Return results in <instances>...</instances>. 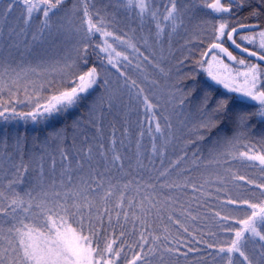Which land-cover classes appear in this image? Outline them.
<instances>
[{"label": "snow or ice", "instance_id": "obj_1", "mask_svg": "<svg viewBox=\"0 0 264 264\" xmlns=\"http://www.w3.org/2000/svg\"><path fill=\"white\" fill-rule=\"evenodd\" d=\"M64 3L65 0H0V41L4 42L0 47L19 48V43H11L13 37L24 36L25 41H27L28 30L33 21L37 19L36 32L32 33L33 41L43 37L45 31L51 33L54 27L58 36L65 34L66 31H71V29H64L62 24L54 25L52 20L61 11ZM170 4L171 7L166 9L167 14L164 16V20L171 21L172 30L175 31L176 27L183 23L182 17L185 9L178 7L177 0H170ZM17 5L22 6L20 16L16 21L17 25H23L19 30L17 27L9 26V19ZM245 5L251 8V17L264 16V0H254V2L252 0H239L237 6L244 7ZM206 6L217 12L231 11V5L225 6L221 0H214L213 3ZM107 7L114 9L113 15L121 8L128 11L138 9L136 15L141 19V22L146 15H151L153 19L156 18V12L150 10V0H109L105 11ZM34 13H42L43 18L34 17ZM83 16L84 23L87 25L86 35L98 32L104 37L113 36L112 32L106 31L102 27L104 17L100 16L99 11L96 13L99 19L94 22L93 16L89 14L87 0H84ZM156 28V38L161 40L163 29L159 23H157ZM227 28L226 23L219 25L217 41L226 36L237 49L264 62V29L255 35L239 36L241 41H246L257 49L249 51L247 47L242 48L241 44L233 38L238 29L232 27L230 31H226ZM240 28L255 30L259 28V25L241 24ZM76 31L78 32L80 29H76ZM257 37L259 38L258 44ZM115 39L119 40L120 37L116 36ZM145 43H147L146 39ZM104 45L101 51L109 53L108 62L116 67L112 60V52L115 50L112 49L107 39L104 40ZM128 46L139 51L135 44L129 42ZM213 49H218L219 53L225 54L229 60L236 61L241 65L245 64L244 59L237 60V57L233 56L232 52L223 47L220 42L212 43L209 52H212ZM219 53L212 52V59L216 60ZM120 55V53H116V56ZM203 55H208V52L203 53ZM123 59L127 60L128 57L124 56ZM143 59L147 61L149 57L144 56ZM203 63L204 61H197V64L201 66ZM155 66L159 67V65ZM64 67L72 68L73 65L66 64ZM225 67L227 66L225 65ZM0 68H3L5 73L10 70V67L5 66L3 61H0ZM159 70L161 73L164 72L163 68ZM11 71L15 70L12 69ZM98 75L97 69L92 67L82 74H73L74 78L70 80L67 86L55 89L51 95L43 97L39 93H36L35 97L26 95L28 101L31 102L34 99L32 110L26 113H18L15 107L9 109L5 102H0V109H2L0 110V118L8 121L18 116L25 120L30 118L35 122L42 117L46 119L53 115L66 113L69 109L80 106L86 100L87 97L82 94L89 93V90L97 84ZM208 75L217 84H223L229 91L242 93L244 97L257 101L259 107L252 113L233 111L229 108L228 99H214L211 92L204 91L195 99L194 107L198 115V123L195 125L197 131L204 130L210 134L213 129H219L226 122H231L236 129L231 138H226V143L231 144L245 134L244 130L248 128L253 117H257L261 123H264V85L261 83L264 69L259 64L247 65V71L243 73L245 86L242 87H231L229 83L212 72H209ZM19 78L20 74L16 73V78L12 81L13 84H17ZM104 83L107 84L108 82L104 81ZM151 83L157 85L158 82L153 80ZM131 85L138 88L137 96L143 97V104L146 110L151 113L147 131L152 138V152L163 157L172 136V123L169 117L164 116L165 124L162 126L157 116V110L163 107L161 102L159 100L156 103L151 102L149 96L143 95L144 88L139 87L135 80L131 81ZM4 87V82L0 81V92L4 90ZM43 88L44 85L42 84L41 89ZM196 92L197 89H190L187 95H182L179 104L183 106L186 101L195 98ZM119 103L121 101L116 95H109L107 98L104 95L96 97L87 106V120L77 119L71 125V150L63 146L68 140L67 128L50 132L43 143L38 146L40 155L37 167L33 169L35 175L29 173L28 164L23 162L26 136L16 133L14 137L13 147L15 152L19 154V163L13 161L12 153L0 152V156L3 157V160H0V264H117L123 247H114L117 242L114 231L117 226L123 229L121 217L124 223H127L131 212L134 229L135 221L139 220L142 226L146 225L145 218L151 214V211L153 209L159 211L157 205L161 202L154 200L149 194H145L139 201L136 200L135 196L126 199V193L133 189V181L129 180L123 184L118 180L114 182L117 173L131 174L125 172V157L116 150V140L110 139V147L103 142L102 125L105 115L106 113L110 114ZM168 103H170V97L164 101L165 105ZM9 111H11V116L6 115ZM153 123L154 128L152 127ZM85 126L94 129V135L89 136ZM166 129L168 130L167 134ZM153 133L159 134L161 140L159 145L156 143L157 138ZM139 135L143 137L144 131L142 130ZM198 138L203 140L205 137L200 135ZM50 142L56 143V150L59 153L60 169L58 175L56 156L48 151ZM120 143L123 144V141ZM0 145L7 148V133L4 138L0 139ZM34 147L37 146L34 145ZM139 148L140 142L138 140L136 164L142 168L143 163L140 159ZM32 155L35 157V152ZM230 155H233L234 159L258 161L261 171H264V153L253 152L249 148L248 151L240 152L238 155L231 153ZM45 156L51 160V166L47 172H45L43 163ZM193 156L192 162L196 164L199 157L195 153ZM182 160H184L183 156L172 161L169 169L179 165ZM131 167V162H129L128 168ZM169 169L162 171L160 177L168 176ZM185 171L190 170L185 169ZM232 178L247 184H254L256 188L261 190L260 195L264 196V184H255L254 181L247 180L245 176L235 173L232 174ZM188 184L187 179L183 183L165 181L159 184V188H187ZM21 185H27V187L21 189ZM191 186L194 191L197 190L195 184ZM147 187L155 190L157 185L153 183ZM133 190L137 195L140 194L142 189L139 182L135 184ZM165 200H171V197H165ZM125 203L127 207H125ZM226 203L238 206L247 205V208L252 211L246 219L237 221L243 227L235 230L234 237L217 248L216 255L224 264H264V201L252 203L247 199H229ZM136 209H139V214H137ZM215 215L224 221L230 219L227 215L221 216L219 212ZM171 218L169 216V219ZM71 220L75 221V227L70 222ZM109 230H112L113 233L111 237L108 234ZM226 230L233 231L230 227ZM124 235V231L121 230L120 237ZM101 240H103V246H101ZM160 240L159 236H153L152 244L145 252L144 245L148 244V240L141 232L140 252L127 261V264H153V260H158L159 264H170L166 257L174 256L178 249L168 247L167 244H161L159 243ZM164 240H167L166 236ZM207 247L211 249L216 246L207 244ZM193 250L189 248L188 252ZM197 251L199 250L197 249ZM188 252L182 253V255L187 257Z\"/></svg>", "mask_w": 264, "mask_h": 264}, {"label": "rangeland", "instance_id": "obj_2", "mask_svg": "<svg viewBox=\"0 0 264 264\" xmlns=\"http://www.w3.org/2000/svg\"><path fill=\"white\" fill-rule=\"evenodd\" d=\"M82 1L84 2V0ZM92 1L98 0H87V3ZM213 1L214 0H177L178 7L184 8L185 11L182 17L183 23L179 24L176 30L173 31L171 21L164 20V16L167 14L166 9L171 7L170 0H150V10L156 12V18L153 19L151 15H146L143 22H141V19L136 15L138 9L128 11L121 8L113 15L114 9L112 7H107L105 11L106 5L109 4V0H103V2H100L102 6H99L100 8L97 9V11H99L100 16L104 17V24L102 27H104L106 31L113 33L111 37H104L98 32L86 35L87 25L84 23L83 14H81V17L76 21L72 19V16H77L75 14L78 13L76 7L77 2H72V12L68 11L58 24L54 22V25L62 24L64 29H71V31H66L65 34L58 36L54 27L51 33L45 31L43 37L33 41L32 33L36 32L38 25V19L34 20L31 26L32 29L30 28L28 30L27 41H25L24 36H14L12 39L13 43H19V47H23L20 52L14 53V55H18L19 64L16 63L17 65H12L8 62L5 66L10 67V72L13 74L11 77L12 81L16 78V73L20 74L18 82L20 86L22 85V89L25 90L37 87L31 94V96L35 97L36 93L42 96L41 92H43L48 85L59 84L62 85V87L67 86L69 84L65 82L67 80H59L58 76L65 70H70V68L64 67L66 64L74 65L79 57H83L79 61L84 67L80 69V72H75V74H82L92 67L97 69L99 74L98 82L89 90V93L97 90V94L100 95L102 90L106 98L109 95H116L119 97L121 103L114 109L120 110L122 117L126 119V121H131L130 124H132V121L134 122V127L132 128L134 131L133 134L131 133L130 138L136 139L135 137H137L140 142L139 151L141 153L140 159L143 163L142 168H149V170L151 168V170H153L152 168H155L153 167L154 165L156 168L161 166V160L164 162L167 153H169L170 149L174 148L171 146L173 138L178 137L181 133L188 136H196L197 138L200 135H204V133L195 129V125L198 123V115L195 112L194 105L195 99L202 95L204 91L216 90L208 82V73L212 72L214 75H217L226 83H229L231 87H242L245 86V76L243 73L247 71V65L254 64L253 62L245 61L244 65L237 62L232 65L227 63L220 54L216 60H213L212 52L206 57L203 56L204 51L210 43L224 41L225 36L221 37L219 41L216 40L219 25L221 23H226L228 25L226 31H229L231 25L236 22V20L230 22L226 16L222 15L218 16V18L213 17L210 11L213 13H217V11L206 6L209 3H213ZM16 8L20 9L21 6L17 5ZM20 10H22V8ZM93 11L97 13L95 9H93ZM15 13L16 17L13 22L10 23L13 24L12 27H17V30H19L23 25H17L16 21L21 12L15 11ZM98 19L99 17H95L94 22H97ZM10 20L11 18L9 21ZM157 23H159L160 27L163 29V38L161 40H157L156 38ZM76 29H80V31L77 32ZM256 33L257 32L253 31L242 33L237 35L236 39L240 40L239 36L241 35H255ZM116 36H119L120 39H115ZM210 38L211 40L207 41ZM105 39H107L108 43L112 46V49L115 50L112 52V60L116 67H113L112 64L108 62L109 53L101 51V48L105 46ZM145 39L147 43H145ZM198 39H200V43L204 42L201 43V45L204 46L200 51L193 50L198 52V54L191 58L193 45L195 49V43ZM129 42L135 44L136 49L139 51L129 47ZM241 42L247 43L246 41ZM3 43V41H0V45ZM258 43L259 38L257 37V44ZM85 46H87L86 50ZM251 46L254 47L253 45ZM88 48L91 49L89 52H87ZM32 52L36 53L26 58L27 55ZM116 53H120L121 55L116 56ZM58 56H60V60ZM124 56H127L128 59L124 60ZM144 56H148L149 59L147 61L144 60ZM183 57H187L186 59L190 62V65L191 61L193 62V64L189 66V70L191 73L194 72V74L196 73L199 76V80L203 86H188L181 84L183 75L189 73L188 68H182L184 64L182 61ZM5 58H8V54L3 47H0V60L5 63ZM23 59L35 60V63L33 64ZM85 60H87V63H85ZM197 61H204V63L201 66L197 64ZM137 65H139V67H137ZM155 65H159V67ZM225 65L227 67H225ZM160 68L164 69L163 73L160 72ZM261 68L264 69V67ZM12 69L15 71H11ZM32 69H35V71H32ZM3 72V68H0V74ZM121 73H124V75H121ZM72 78H74L73 75L68 80L70 81ZM0 80H2V78ZM132 80H135L139 87L144 88L145 91L143 95L149 96L151 102L156 103L159 100L163 105L161 109L157 110V116L161 125L163 126L165 124L163 119L164 116L169 117L172 123V136L163 157L159 154H153L152 152V138L147 131L151 113L146 110L143 104V97L137 96L138 88L131 85ZM153 80L158 82L157 85H152L151 81ZM104 81L108 83L105 84ZM261 83L264 85V76L261 78ZM42 84L44 85L43 89H41ZM192 88L197 89L196 97L191 98L189 101H186L185 105L181 106L179 101L182 95H187ZM5 89L6 86L4 87V90ZM82 95L86 96L88 93ZM225 96L230 100L229 102L232 104L230 105L234 111L239 110L252 113L259 107V105L240 102L235 95H232V98H230L231 96L228 97V95ZM169 97L170 103L165 105L164 101L168 100ZM24 99L25 101L27 100L26 98H22V102H24ZM31 102L34 103V99ZM8 115L10 116L11 113ZM15 120L17 119H10L8 121ZM182 121L183 123H181ZM228 124H230V132H223L213 137L211 152L218 154L214 158H233V155H230V153L238 155L240 152H243L241 151L243 144L264 146V123H261L257 117L251 119L248 128L244 130L245 134L231 144L226 143V138H231L236 129L233 123L228 122ZM152 127L154 128V123ZM142 130L144 131L143 137L139 135ZM167 131L166 129V134ZM153 134L156 136V143L159 145L161 143L159 134ZM132 147L134 152L137 153V142H135ZM251 149L253 152L259 153L263 151L261 149ZM38 162V157H33L28 160L30 174L35 175L33 169L36 168L37 165L35 164ZM241 162L253 163L261 168L258 161L241 160ZM47 163L51 166L50 159L46 164ZM131 165L134 169L139 168L135 160H132ZM47 166H44L45 172L49 170ZM240 166L241 165H238L237 167ZM5 167H7L6 164ZM59 169L57 170V175L59 174ZM26 187L27 185L20 186L21 189Z\"/></svg>", "mask_w": 264, "mask_h": 264}, {"label": "trees", "instance_id": "obj_3", "mask_svg": "<svg viewBox=\"0 0 264 264\" xmlns=\"http://www.w3.org/2000/svg\"><path fill=\"white\" fill-rule=\"evenodd\" d=\"M101 1L103 2V0H98L87 3L89 14L93 16V19L97 17L93 9L97 11V9L100 8L99 6H102L100 3ZM72 2H77L76 7L78 10V13L75 14L77 16H72V19L76 21L81 17V14H83L84 2L82 0H65L61 11L57 16L52 18L53 23L57 22L58 24L61 18L64 17L68 11L72 12ZM16 7L17 6H15L10 17V27L13 26L10 22H13L16 17L15 11L21 12L20 9L22 6L20 9ZM34 15V17H38L39 19L43 18L42 13H35ZM210 40L211 38L207 41ZM11 43L13 42L11 41ZM201 43L200 39H198L195 43V49L193 45L192 51H197V46H202ZM3 49H5L8 54V58L4 59L5 64L7 65L9 62L12 65H17L16 63H18L19 58L18 55H14V53L20 52L23 47H3ZM89 50L91 49L88 48L87 52H89ZM195 51L192 52L191 58L198 54V52ZM34 53L36 52L30 53L26 58H29ZM58 58L60 60V56H58ZM186 58L187 57L182 58L184 63H182V68H188L189 70V66H191L193 62L191 61L190 65V62ZM80 59L81 57H79L70 70H65L62 74H60L58 76L59 80L64 79L67 80L65 81L66 83H70L68 79L75 74V72H80V69L84 67L81 65L79 61ZM23 60L29 61L33 64L35 63V60L31 59ZM12 76L13 74L10 70L7 73L3 72L0 74V79L2 78L0 81H3L6 86V89L0 92V102H5L9 109L15 107L18 113L31 111L33 103L28 100L25 101V99L24 102H22V98H26V95L31 96L33 90L37 87L27 89V92H25V90L21 88L22 85L20 86L19 82L17 84H13V82H11ZM181 84L188 86L202 85L199 80V76L196 73L194 74V72L191 73L190 70L189 73L183 75ZM61 87L62 85L59 84L48 85L45 87V90L41 92L42 97L48 96L49 94L51 95L55 89ZM215 89L216 90L212 91L209 90L214 99H228L225 96L228 94L223 93L217 88ZM102 92L103 91L101 90L100 95H105ZM100 95L97 94V90L92 93H88V95H86V100H84L80 106L73 107L66 113L53 115L51 117H47L46 119L42 117L35 122L30 118L25 120L18 116L12 118L17 119L15 121H5L0 118V139L4 138L7 133L8 145L7 148L0 145V152L12 153L13 161L19 163V154L15 152L13 147L15 134L19 133L27 138L23 162L28 164V160L33 158V152H35V157L39 158L40 151L38 146L43 143L48 134L61 128L68 129V140L63 146L71 150V125L73 121L77 119L87 120V106ZM228 97L232 98V95H228ZM41 102L43 103V100H41ZM230 104L231 103L229 102V108L234 111L231 106L232 104ZM10 113L11 111L6 113V115ZM105 117L107 118H104L102 125L103 142L106 146L110 147V139L114 138L116 140V150L125 157V172L131 173L130 175L117 173L114 182L118 180L121 184H123L131 180L133 181V189L135 184L139 182L142 189L140 194L137 195L133 189H130L126 193V199L127 197L135 196L136 200L139 201L145 194H149L152 198H154V200H159L161 202L157 205L159 211H157V209H153L151 214L145 218L147 221L146 225L142 226L140 221L137 220L135 221V228L133 229L131 212L129 214L130 219L127 223H124L123 218L121 217V223L124 227L121 229L117 226L114 231V235L117 239L114 247H123V252L121 253L117 264H127V261L131 260L136 253L140 252L139 245L141 243V232L144 233L148 240V244L144 245L145 252L148 251V247L152 244L153 236H159L161 238L159 243L167 244L168 247L178 249V252L174 256L166 257L170 264H224L220 257L216 255L217 248L224 245L228 240L234 237V231L243 227V225L237 223V221L246 219L252 211L247 208V205H232L226 203V201L229 199H247L252 203H260L261 201H264V196L260 195L261 190L256 188L254 184H247L244 181H238L232 178V174L235 173L237 175L245 176L247 180L254 181L255 184H264V171H261V168H259L258 165L247 162L242 163L240 159L230 157L214 158L218 154L211 152V142H213V137L223 132H230V124L226 122L219 129H213L210 134L206 133L204 130H200L201 133H204L203 136L205 138L203 140L197 138L196 136H188L181 133L178 137L173 138L171 146L174 148L170 149L169 153H167L166 160L161 163L159 168H156L154 165L153 167L155 168H152L153 170H151V168L149 170V168L134 169L132 167L129 169L128 163L132 162V160L136 161V152H134L132 146L138 139L137 137H135L136 139L130 138L131 133L133 134L134 131L132 130L134 122L132 121V124H130L131 121H126L118 109H113V111L110 114L105 115ZM85 127L89 136L94 135V129L89 126ZM125 129H127V132H125ZM120 141H123V144H121ZM34 145L37 147H34ZM249 148L256 150L261 149L264 151L263 145L256 146L249 144H243L241 151H248ZM56 149V143L50 142L48 151L56 156L58 170L60 168V158ZM263 151L262 153H264ZM194 153L199 157L196 164H193L192 162L194 159ZM181 156L184 157V160H182L179 165L169 169L170 163ZM0 160H3L2 156H0ZM48 160V157L45 156L43 163L44 166L48 165L47 167L50 168V165L48 163L46 164ZM238 165L241 166L237 167ZM165 169H169L168 176L160 177V173ZM185 169L190 171H185ZM186 179L189 181L187 188H159V184L165 181L169 183H183ZM153 183L157 185L155 190L147 187V185ZM192 184L197 186V190H193L191 186ZM201 185H203V187H200ZM165 197H171V200L166 201ZM125 207H127L126 203ZM136 211L137 214H139V209H136ZM217 212H219L221 216H229L230 219L227 221L221 220L220 217L215 215ZM169 216L172 218L169 219ZM70 222L73 227L76 226L74 220H71ZM229 227L233 231H227L226 229ZM185 229H187V231H185ZM121 230L125 233L123 237H120ZM108 234L111 237L113 235L112 230H109ZM165 236L167 237L166 241L164 240ZM207 244H213L216 247L210 249L207 247ZM101 246H103V240H101ZM189 248L194 250L192 252H188ZM197 249L199 251H197ZM185 252H188L187 257L182 255V253ZM209 253H212V255H209ZM153 264H159V261L153 260Z\"/></svg>", "mask_w": 264, "mask_h": 264}, {"label": "flooded vegetation", "instance_id": "obj_4", "mask_svg": "<svg viewBox=\"0 0 264 264\" xmlns=\"http://www.w3.org/2000/svg\"><path fill=\"white\" fill-rule=\"evenodd\" d=\"M213 2H214V1H213ZM252 2H254V0H252ZM221 3L224 4L225 6H229V5H231V11H230V12H217V13H213L212 11H210V12H211L212 16H213V17H216V18H218V16H221V15H222V16H226V17L230 20V22L236 20V22H234L233 25H231L229 31L231 30L232 27H236V28H237V27H239L241 24H247V25H259V28L255 29V30H253V29H244V30H242V31L237 32V33L234 34V36H233L234 39H236V36L239 35V34L246 33V32H251V31H253V32H258V31H260L261 29L264 28V16H261V17H259V18L251 17V16H250L251 8L248 7L247 5H245L244 7H239V6H237L238 3H239V1H237V0H221ZM236 41H237V43L241 44V47H242V48H243V47H247V48L249 49V51H255V50H257L255 47H252V46L249 45L248 43L241 42L240 40H237V39H236ZM212 43H217V42H212ZM212 43H210V44L208 45V47L206 48V50L204 51V53L207 52V49L210 47V45H211ZM220 43L223 44V47L228 48V50H229L230 52H232L233 56L237 57V60H239V59H244L245 61L253 62V63H257V64L260 65V67H264V64L260 63L259 61L254 60V59H252V58H250V57H248V56L242 55V54L238 53L235 49H233V48L231 47V45H230V41L227 39L226 36H225L224 41H221ZM203 46H204V45H202L200 48H199V46H197V48H198L197 50L200 51V49H201ZM212 52H218V53H219V50H218V49H213ZM209 53H211V52H208V54H209ZM219 54L224 58V60H225L227 63L232 64V65H234V64L236 63V61H230L227 57L224 56L223 53H219ZM203 56L206 57L207 55H206V56L203 55ZM208 77H209V76H207V78H208ZM208 82L212 85V87H214V88H218L219 90H221V91H222L223 93H225V94H228V95H235V94H233V93L226 92V91L222 90V89L220 88V86L213 84V83L210 82L209 80H208ZM235 96H236V95H235ZM236 97H237V96H236ZM237 100H239L240 102L249 103V104H251V105H259L258 103L255 104V103H251V102H247V101L240 100L238 97H237Z\"/></svg>", "mask_w": 264, "mask_h": 264}, {"label": "water", "instance_id": "obj_5", "mask_svg": "<svg viewBox=\"0 0 264 264\" xmlns=\"http://www.w3.org/2000/svg\"><path fill=\"white\" fill-rule=\"evenodd\" d=\"M237 29H238V32L244 30V29H241L240 26L237 27ZM230 45H231V47H232L233 49H235L238 53H240V54H242V55H245V56H248V54H247L246 52H242L240 49H237V48L235 47V45H233V44L231 43V41H230ZM209 48H210V47H209ZM209 48L207 49V52H209ZM224 56L227 57L225 54H224ZM248 57H250V56H248ZM250 58L259 61L256 57H250ZM230 61H232V60H230ZM259 62L262 63V64H264V62H262V61H259ZM208 80H209L210 82H212L213 84L220 86V88H221L222 90H224V91H226V92H230V93L235 94V95H236L239 99H241V100H245V101H248V102H251V103H258L257 101H253V100H251L250 98H246V97H244V96L242 95V93H237V92L229 91V89L225 88V87L223 86V84H217L215 81H213V80L211 79V77H208Z\"/></svg>", "mask_w": 264, "mask_h": 264}]
</instances>
